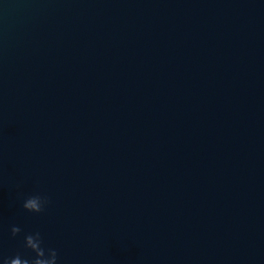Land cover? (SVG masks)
<instances>
[{
  "label": "water",
  "instance_id": "obj_1",
  "mask_svg": "<svg viewBox=\"0 0 264 264\" xmlns=\"http://www.w3.org/2000/svg\"><path fill=\"white\" fill-rule=\"evenodd\" d=\"M13 224L62 264H264V0H0V256L31 255Z\"/></svg>",
  "mask_w": 264,
  "mask_h": 264
},
{
  "label": "clouds",
  "instance_id": "obj_2",
  "mask_svg": "<svg viewBox=\"0 0 264 264\" xmlns=\"http://www.w3.org/2000/svg\"><path fill=\"white\" fill-rule=\"evenodd\" d=\"M50 205L49 193L39 187L22 194L20 199V208L33 215H43ZM9 231L12 237L22 236V247L29 250L31 255L24 256L16 252L11 256H0V264H62L59 250L46 241L41 230L25 231L21 226L13 224Z\"/></svg>",
  "mask_w": 264,
  "mask_h": 264
}]
</instances>
